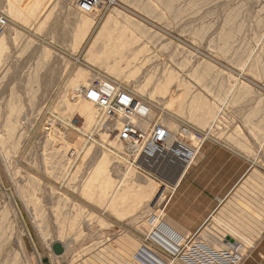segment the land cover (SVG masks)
Masks as SVG:
<instances>
[{"label": "rangeland", "instance_id": "rangeland-1", "mask_svg": "<svg viewBox=\"0 0 264 264\" xmlns=\"http://www.w3.org/2000/svg\"><path fill=\"white\" fill-rule=\"evenodd\" d=\"M96 1L0 0L7 19L0 33V264H44L43 258L48 264H226L229 259H220L226 247L212 240L225 231L220 222L237 225L244 203L252 212L257 208V222L264 220V0ZM91 11L95 24L79 44L74 36ZM107 18L104 35L121 33L124 44L108 54L118 57L100 64L109 33L95 36ZM111 63L120 66L119 76L109 70ZM76 69L89 73L91 84L106 81L131 96V121L143 137L122 139L123 117L101 115L91 100L93 119L85 123L88 113L69 101ZM80 97L79 107L87 102ZM207 109L213 113L203 123ZM109 117L116 121L108 132ZM165 119L173 124L166 126L171 140L149 146L147 134L165 126ZM173 142L181 145L178 150H172ZM102 152L106 160L98 164L127 201L117 195L119 202L110 203L111 186L84 188ZM186 172L177 194L192 185L198 194L189 196L193 202L178 195L167 204ZM164 178L177 179V186ZM172 219L198 224L181 227ZM164 221L178 232L172 238L158 226ZM253 223L248 230L240 227L253 241H239L244 249L235 264L249 256L261 235L248 233ZM55 242L63 248L60 254L52 250Z\"/></svg>", "mask_w": 264, "mask_h": 264}, {"label": "bare ground", "instance_id": "bare-ground-1", "mask_svg": "<svg viewBox=\"0 0 264 264\" xmlns=\"http://www.w3.org/2000/svg\"><path fill=\"white\" fill-rule=\"evenodd\" d=\"M11 1V0H10ZM17 1H19V0H17ZM21 2V1H20ZM28 2H29V0H28ZM15 3V2H14ZM26 3V2H25ZM31 3V2H30ZM27 4V3H26ZM35 4H37V3H35ZM34 4V5H35ZM18 5V4H17ZM16 5V6H17ZM20 6H18V8H19ZM35 8V7H34ZM100 8L99 7H97L96 8V13L98 12V10H99ZM15 10V9H14ZM27 10V9H26ZM95 11V10H94ZM12 12V11H11ZM14 12V11H13ZM12 12V13H13ZM23 12V11H22ZM33 12V11H32ZM93 11H91V12H89V13H87L86 15H85V17H83L82 19H81V26L79 27V30H78V32H77V34H75V35H77V36H74L75 37V40H76V37H77V43H81L82 42V40L85 38V36L88 34V32L90 31V29L94 26V24H95V20L94 19H90V14L92 13ZM15 13V12H14ZM24 13V12H23ZM34 13V12H33ZM108 13H110V12H108ZM16 15H15V17L17 16V12L15 13ZM26 14V13H25ZM98 14V13H97ZM34 15V14H33ZM117 15H118V12H117ZM119 15H120V13H119ZM20 16V15H19ZM28 16V15H27ZM127 16V15H126ZM118 17H120V16H118ZM122 18H124V17H122ZM21 19H22V17H21ZM120 19V18H119ZM128 18H126V20H127ZM23 20V19H22ZM104 20V19H103ZM113 20V19H112ZM25 21V20H24ZM125 21V20H124ZM128 21V20H127ZM127 21L125 22L126 24H127ZM22 22V21H21ZM106 22L108 23V18L107 19H105V22L103 23V24H101V26H100V28H99V30L97 31V35L95 36V38H98V36H101L102 34L104 35V28H107L108 26H106ZM116 23V25H118V23L117 22H115ZM113 24H114V22H113ZM30 25V24H29ZM119 25H120V22H119ZM7 25H5L4 27H6ZM106 26V27H105ZM123 26V25H122ZM122 26H120V27H122ZM3 27V28H4ZM118 27V26H117ZM119 27V29H121ZM2 28V29H3ZM114 28H116V26L114 27ZM123 28V27H122ZM127 28V27H126ZM29 29V28H28ZM109 29V28H108ZM107 29V30H108ZM112 29H113V27H112ZM111 29V30H112ZM117 29V28H116ZM115 29V30H116ZM119 29H117V30H119ZM114 30V31H115ZM122 30V29H121ZM120 30V31H121ZM125 30V29H124ZM123 30V31H124ZM128 30V29H127ZM131 30V29H130ZM126 31V30H125ZM129 31V30H128ZM128 31H127V33H128ZM2 32V30L0 31V33ZM117 32V31H116ZM119 32V31H118ZM117 32V33H118ZM109 33V34H108ZM108 33H106L105 32V35L106 34H108V35H106V37H104V38H106L105 40H106V43H105V41H104V43H105V45H104V48H102V53H101V51H100V56L102 55V59H100V61H101V63L100 64H102V63H105V62H103L105 59H106V61L108 62V60L110 59V58H112V54L113 53H111V55H109V57H108V54L110 53V52H113V50L114 51H116L115 50V47L116 48H118V45H119V47L122 45L123 46V42H122V44H121V42H120V40L122 41L123 39L121 38V39H119V41H118V37H120V36H122V34L120 33V36H113V34L115 33H113V32H108ZM117 33L115 34V35H117ZM123 33V32H122ZM129 33H130V31H129ZM119 34V33H118ZM124 34V36H125V38L127 37L126 35H125V33H123ZM104 35V36H105ZM131 35H132V33H131ZM88 37V36H87ZM103 37V36H102ZM123 37V36H122ZM128 37H129V35H128ZM131 38V37H130ZM98 39H100V38H98ZM117 39V40H116ZM127 39V38H126ZM102 40H104V39H102ZM129 40V39H128ZM132 40H133V36H132ZM85 41H86V39H85ZM118 41V42H117ZM124 41V40H123ZM95 42V41H94ZM98 42V41H97ZM101 42V41H100ZM76 43V44H77ZM102 43V42H101ZM119 43V44H118ZM92 44H93V42H92ZM95 44H97L96 42H95ZM121 44V45H120ZM75 45V44H74ZM100 45V44H99ZM78 45H76V47H77ZM101 46V45H100ZM125 46V45H124ZM89 47H91V46H89ZM94 48H95V46H94ZM122 48V47H121ZM110 49H112L111 51H110ZM90 50H91V48H90ZM117 50H121V49H117ZM122 50H124V49H122ZM88 51V50H87ZM91 52V51H90ZM99 52V51H98ZM98 52L96 53L95 51L93 52V53H95V55H97L98 54ZM117 52V51H116ZM93 53H91L92 55H93ZM73 54V53H72ZM88 54H90V53H88ZM87 54V55H88ZM114 54H115V52H114ZM119 54V53H118ZM92 55L90 56V57H92ZM95 55H93V56H95ZM120 55H121V52H120ZM124 55V54H123ZM250 56V55H249ZM89 57V58H90ZM96 57V56H95ZM108 57V58H107ZM114 57H118V55L116 56H114ZM112 58V59H115V58ZM97 58H98V56H97ZM101 58V57H100ZM103 58H105V59H103ZM92 59H94V57L92 58ZM91 59V60H92ZM96 59V58H95ZM94 59V60H95ZM99 59V58H98ZM248 59V58H247ZM97 60V59H96ZM95 60V61H96ZM117 60V59H116ZM250 60V59H249ZM99 61V62H100ZM89 62V61H88ZM92 62V61H91ZM107 62H106V65H107ZM90 63V62H89ZM98 63V62H97ZM115 63V62H114ZM118 63V62H117ZM93 64V63H92ZM112 64V63H111ZM95 65V64H94ZM105 67V66H104ZM119 68H120V66H118L117 67V65L116 64H112L111 65V67L109 68V70L112 72V73H115V75H117V76H119V74H120V72H121V70H119ZM76 72H77V77L75 78V79H71L70 80V84L69 85H71V88H70V94H69V101L71 102V100L73 101L74 100V102H73V104H74V106H78V112H81V113H84V114H86V112L88 113V115H86V117L84 118L85 119V123L87 124L90 120L89 119H93V116L91 117V113H92V110H89L90 109V103L88 102V99H86L85 98V100H87V102L84 104V105H82V106H80L79 107V105L77 104L76 105V103L78 102L77 100H79V99H81V93H80V90L81 89H83V88H85V91L87 92L88 91V89L89 88H91L92 87V85H91V79H92V76L89 74V73H87V72H85V71H83V70H80V69H76ZM106 72V71H105ZM108 75V74H107ZM109 76H110V74H109ZM115 77V76H114ZM98 79V78H97ZM116 79V78H115ZM97 83H100L99 84V86L98 87H96L97 88V90H98V92H103L102 94H104V92L106 91V90H108V89H110V91H109V93H111L112 91H113V88L112 87H110V85H109V83L108 82H106V81H103V82H97ZM87 84H89V85H87ZM93 88V87H92ZM112 90V91H111ZM157 91V90H156ZM109 93H107V94H109ZM158 94V93H157ZM125 96H128L127 94H125ZM72 103V102H71ZM176 104V103H175ZM68 105V104H67ZM202 105V104H201ZM131 106H129V109H131L130 108ZM177 108H179V107H177ZM192 109V108H191ZM177 110V109H176ZM131 112H132V115H131V113H128L129 114V117L127 118V117H123L124 115H123V113H119V115L118 116H122L123 117V122H122V127H121V129L125 126V124L129 121L130 123H131V127L133 128V130H135V125H134V123H133V121H131V118H132V116H133V111H132V109H131ZM181 112V111H180ZM197 112V111H196ZM194 113V115L195 114H197V113ZM13 113V112H12ZM125 113V112H124ZM213 113V111H212V109H207L206 110V113H203V116H204V114H205V116H204V120H203V118H202V120H203V123H204V121L207 123V120H209V118H210V116H211V114ZM202 116V117H203ZM91 117V118H90ZM194 117V116H193ZM196 117V116H195ZM161 118V117H160ZM159 118V119H160ZM158 119V120H159ZM195 119H198V118H195ZM112 120H114V121H116V119H112V118H110L109 117V121L111 122L110 124H109V127H107V131L109 132V131H111V128L114 126V123L115 122H113ZM199 120V119H198ZM201 120V119H200ZM197 121V120H196ZM198 123H200V122H198ZM5 124V123H4ZM201 124V123H200ZM111 125V126H110ZM165 126H162V124L160 125L161 126V128L162 129H164L165 131H166V135L163 137V140L164 141H167V140H171V134H172V132L173 131H169V129H171V127H173V124H171V122H169L167 119H165V124H164ZM169 128H167V127ZM2 127V126H1ZM115 127V126H114ZM14 128H15V126H14ZM18 128V127H17ZM20 129H21V127H20ZM173 129V128H172ZM203 130V129H202ZM7 131H8V129H7ZM9 131L11 132V128H9ZM13 133V132H12ZM8 134V133H7ZM11 134V133H10ZM13 135V134H12ZM184 136H185V134H184ZM186 136H187V134H186ZM134 137H131V138H128V139H133ZM12 142V141H11ZM108 144V143H107ZM109 144H110V141H109ZM113 144V143H112ZM112 144H110L109 146H111ZM13 145V144H12ZM182 145H183V143H182ZM11 146V145H10ZM70 146V145H69ZM180 144H178L177 143V145L176 144H174V142L172 143V150L174 149V150H178L179 148H180ZM113 147V146H112ZM69 148V147H68ZM69 150V149H68ZM72 153V152H71ZM177 154V153H176ZM173 158V157H172ZM82 160V159H81ZM94 160H96V166H95V168L93 167V171H92V174L89 176V177H86L85 178V182H83V184H84V188H88V187H90V186H95L96 188H99L100 186L101 187H104V186H108L109 187V189H110V186L112 187L111 189V191H110V194H109V198L107 199L110 203H112V201L114 200V197H116L117 195L119 196V192H118V194H117V190L115 189V183H113V185H111L112 183H110L111 181H112V176H107L106 177V173H105V170L103 169V167L101 166V164L103 163V162H105V160H106V157H105V155H104V153L102 152V153H100V156H98V157H96L95 159H93V161ZM99 160V161H98ZM85 162V161H84ZM101 162V164H98V163H100ZM192 163V162H191ZM91 165V164H90ZM80 166V165H79ZM92 166H94V165H92ZM190 165H188V167H189ZM82 167V166H81ZM87 168V167H86ZM91 168V167H90ZM150 168V167H149ZM88 169V168H87ZM89 170V169H88ZM127 173H132V174H134V172L133 171H131V169H129L128 167H127ZM79 171V170H78ZM80 172V171H79ZM86 172H88L89 173V171H86ZM254 171H253V169H252V172L251 173H253ZM82 173V172H81ZM111 173V172H110ZM255 173V172H254ZM258 173V172H257ZM85 174V173H84ZM113 174V173H112ZM88 175V174H87ZM110 175V174H109ZM117 176V175H116ZM248 176V175H247ZM249 176H250V174H249ZM255 176V175H254ZM118 177V176H117ZM136 177V176H135ZM157 177V176H156ZM155 177V178H156ZM251 178H252V176H250ZM250 177H247V178H250ZM140 178V177H139ZM255 179H259V178H257L256 176L254 177ZM262 178V177H261ZM81 179V178H80ZM111 179V180H110ZM118 179V178H117ZM136 179H138V177L136 178ZM141 179V178H140ZM263 179V178H262ZM104 180L106 181V182H104ZM159 180V179H158ZM261 180V179H260ZM260 180H259V182H260ZM115 181V180H114ZM113 181V182H114ZM248 181H249V179H248ZM251 181H252V179H251ZM158 182V181H157ZM254 182V181H253ZM262 183H263V181H261ZM255 183H257V182H255ZM159 184V183H158ZM258 184V183H257ZM260 184V183H259ZM150 185H154L152 182H151V180H150ZM243 185V184H242ZM245 185V184H244ZM253 185H254V183H253ZM263 185V184H262ZM0 186H2V184H1V181H0ZM75 186V185H74ZM256 187V186H255ZM258 187V186H257ZM261 187V186H260ZM259 187V188H260ZM262 187H264V186H262ZM83 188V189H84ZM247 189V188H246ZM261 189V188H260ZM87 190V189H86ZM92 190V189H91ZM96 190H98V189H96ZM99 190H100V188H99ZM98 190V191H99ZM236 191H240V189H235ZM233 191V192H236V191ZM92 191H94V190H92ZM104 191V190H103ZM142 191V190H141ZM141 191H140V193H141ZM254 191V190H253ZM109 192V191H108ZM147 193L148 192V190L147 191H143V193H142V195L144 194V193ZM93 193V192H92ZM91 193V194H92ZM100 193H101V191H100ZM220 193V192H219ZM236 193H238V192H236ZM246 193V192H245ZM256 193V192H255ZM89 194V193H88ZM122 194V193H121ZM120 194V195H121ZM127 194V193H126ZM238 194H240V193H238ZM238 194H236V195H238ZM232 195H234L233 193H232ZM245 195H247V194H245ZM249 195V194H248ZM247 195V196H248ZM250 195L253 197V195H254V193H253V195H252V192L250 193ZM99 196V195H98ZM122 196V195H121ZM121 196H119V197H121ZM124 197H121V198H124L125 200H126V195L124 194L123 195ZM221 196V195H220ZM239 196V195H238ZM241 196H242V194H241ZM126 197V198H125ZM232 196L230 195V200L232 199L231 198ZM256 197V196H255ZM255 197H254V199H255ZM217 198V197H216ZM238 198V197H237ZM240 198V197H239ZM250 198V197H249ZM263 198V197H262ZM91 199V198H90ZM119 199V198H118ZM217 199H219L220 200V198H217ZM216 199V200H217ZM233 199H234V197H233ZM242 199V198H241ZM244 199V198H243ZM253 199V198H252ZM251 199V200H252ZM253 199V200H254ZM256 199H259V198H256ZM261 199V198H260ZM259 199V200H260ZM100 200H102V199H100ZM100 200H98V201H100ZM116 200V199H115ZM114 200V201H115ZM123 200V199H122ZM124 200V201H125ZM127 200H128V198H127ZM126 200V201H127ZM240 200V199H239ZM246 200V199H245ZM264 200V199H263ZM136 201V200H135ZM237 201V200H236ZM247 201H250V200H247ZM102 202V201H101ZM106 201H104V202H102L103 204L105 203ZM116 202H119V200H116L115 201V203ZM227 202H229V201H227ZM237 202H239V201H237ZM242 202H244V201H242ZM253 202V207H255L254 206V201H252ZM255 202H256V200H255ZM259 202V201H258ZM260 202H262L261 200H260ZM264 202V201H263ZM230 203V202H229ZM228 203V205H233L232 203H230L229 204ZM93 204V203H92ZM107 204V206H108V202L106 203ZM236 204H238V203H236ZM245 204V206H242V204H239V207L240 208H238L239 210H240V213H239V215H238V218H237V220H236V222H235V224H237V225H233V224H230V223H232V222H229V224H225V223H222V222H220V227H222V228H224V230L225 231H223V233H222V235H221V237L220 238H218L219 239V241H217V239L216 238H212V240L214 241V243L216 242V244H219L220 246H223L224 248L226 247V250L228 249L229 250V252H230V255L231 256H235V259L236 258H238V259H240V257L242 256V252H243V247H242V243L243 242H245L246 243V245H249V246H251L252 244H251V241H253V240H251L252 238H250L249 239V237H251V236H245V233H243L242 232V230H245V229H240V227L241 226H243L244 228L245 227H247L246 228V230H248V226L247 225H249L250 224V222H255V223H253V227L252 228H250V230L248 231V233L251 231V229L254 231V233L256 234V236L257 235H259L260 233H261V231L263 230V228H264V220L263 221H261V223H259V222H257V219L259 218H256L257 216H259V214H255V212H257L258 210H257V208H256V210L255 211H253L252 212V210L254 209V208H252V210L251 209H249V208H245L246 207V203H244ZM243 204V205H244ZM248 204H250V203H248ZM257 204V203H256ZM263 204V203H262ZM118 205V204H117ZM224 205V204H223ZM226 205H227V203H226ZM227 205V206H228ZM235 205V204H234ZM251 205V204H250ZM106 206V205H105ZM104 206V207H105ZM115 206V207H114ZM125 206V205H124ZM238 206V205H237ZM249 206V205H248ZM258 206H259V204H258ZM263 206V205H262ZM110 207H112V206H110ZM113 207H114V209L115 208H117L116 207V205H113ZM122 207V206H121ZM234 207V206H233ZM261 207V206H260ZM134 208V207H133ZM222 209V208H221ZM220 209V210H221ZM248 209V210H247ZM117 210H119L118 208H117ZM239 210H238V212H239ZM261 210V209H260ZM53 211H54V209H53ZM81 211V210H80ZM229 211V210H228ZM116 212V211H115ZM160 212V211H159ZM223 212V211H222ZM238 212H237V214H238ZM55 213H57V212H55ZM127 213V212H126ZM227 214V213H226ZM235 214V213H234ZM59 215V214H58ZM56 216V215H55ZM217 216V215H216ZM242 216V217H241ZM263 216V215H262ZM59 217V216H58ZM160 217V216H159ZM249 217L251 218V219H249ZM71 218H73V217H71ZM76 218V217H75ZM78 218V217H77ZM218 217H216L215 219L216 220H218L217 219ZM252 218H254V220L252 219ZM79 219V218H78ZM156 219V220H155ZM155 219H153L154 220V223L155 222H157V220H158V218H156L155 217ZM256 219V220H255ZM260 219V218H259ZM262 219V218H261ZM69 220H71V219H68V221ZM72 220H74V219H72ZM166 220V219H165ZM173 220V219H172ZM90 221V220H89ZM218 221H220V220H218ZM259 221V220H258ZM64 222V221H63ZM70 222H72V221H70ZM79 222V221H78ZM244 222V223H243ZM73 223V222H72ZM75 223V222H74ZM77 223V222H76ZM75 223V224H76ZM85 223V222H84ZM210 223V222H209ZM216 223V222H215ZM256 223H258L257 224V226L255 225ZM60 224H61V222H60ZM59 224V225H60ZM67 225L69 224L68 222L66 223ZM71 224V223H70ZM75 224H74V226L73 227H76L75 226ZM218 225H219V223H217ZM217 224H215L216 226H217ZM252 224V223H251ZM67 225L65 226V227H67ZM84 225V224H83ZM150 225V224H149ZM257 227V228H255V226ZM57 226V225H56ZM71 226V225H70ZM153 226H155V224L153 225ZM159 227H160V229H161V232H163L166 236H167V238H172L173 236H175L174 235V233L172 232V231H175V232H177V230H175V228L173 227V225H171V224H169V223H167V222H161L159 225H158ZM250 226V225H249ZM62 228L64 227V225L63 226H61ZM64 227V228H65ZM72 226L70 227L71 229H73L74 230V228H73ZM79 227V226H78ZM58 228V227H57ZM69 228V231L71 230ZM154 228V227H153ZM67 229H68V227H67ZM79 228H77V230H78ZM134 229V228H133ZM221 229V228H220ZM61 231V230H60ZM75 231H76V229H75ZM79 231H81V230H79ZM151 231V230H150ZM214 232H217L216 230H213ZM63 232V231H62ZM71 232H72V230H71ZM147 232V231H146ZM187 232V231H186ZM185 232V233H186ZM245 232V231H244ZM60 233V232H59ZM64 233V232H63ZM62 233V234H63ZM68 233H70V232H68ZM77 233V232H76ZM79 233H81V232H78L77 234H79ZM149 233V232H148ZM178 233V232H177ZM190 233V232H189ZM185 234V237H183L184 239H187V238H189V235L190 234ZM204 233V232H203ZM208 233V232H207ZM213 233V232H212ZM259 233V234H258ZM218 234V233H217ZM68 235V234H67ZM69 236H70V234H69ZM230 237L232 240H234L235 241V243H234V245H232L231 247L230 246H226V244L223 242V238L224 237ZM160 237V236H159ZM73 239H74V235H73ZM76 239V238H75ZM182 239V238H181ZM253 239H255V238H253ZM160 240H161V238H160ZM171 240H173V241H175V239L173 238V239H171ZM239 241H242V243L241 242H239ZM180 242V241H179ZM59 243V242H58ZM224 243V244H223ZM60 244V243H59ZM129 244V243H128ZM122 245V244H121ZM141 245V244H140ZM235 245H236V248H235ZM244 245V244H243ZM75 246V245H74ZM184 246V245H183ZM52 247V246H51ZM125 247V246H124ZM127 247H129L128 245H127ZM144 247V246H143ZM232 247H234V250H236L235 252H233V250H232ZM132 248V247H131ZM131 248H130V250H131ZM138 248V247H137ZM146 248V247H145ZM86 249V248H85ZM84 249V250H85ZM89 249V248H88ZM88 249H86V250H88ZM147 249V248H146ZM80 250V249H79ZM85 250V251H86ZM219 250V249H218ZM123 251H125V250H123ZM126 251H127V249H126ZM132 252H133V250H131ZM88 252V251H87ZM119 252V251H118ZM135 252V251H134ZM83 253V252H82ZM128 253V252H127ZM129 253H130V251H129ZM71 254V253H70ZM85 254V253H84ZM87 254V253H86ZM125 254V253H124ZM122 255V254H121ZM83 256V255H82ZM207 256V255H206ZM80 257V256H79ZM126 258V257H125ZM128 258V260H130L129 258L130 257H127ZM126 258V259H127ZM158 258V257H157ZM74 260V259H73ZM77 260V259H76ZM75 260V261H76ZM87 260V259H86ZM127 260V261H128ZM132 260V259H131ZM161 260V259H160ZM133 261V260H132ZM131 261V262H132ZM135 261V260H134ZM165 261V260H164ZM232 261V260H231ZM73 262V261H72ZM156 262V261H155ZM233 262V261H232ZM126 263V262H125ZM128 263V262H127ZM126 263V264H127ZM129 263H130V261H129ZM128 263V264H129ZM135 263V262H134ZM234 264L236 263V260H235V262H233ZM131 264V263H130ZM158 264V263H157Z\"/></svg>", "mask_w": 264, "mask_h": 264}, {"label": "built area", "instance_id": "built-area-1", "mask_svg": "<svg viewBox=\"0 0 264 264\" xmlns=\"http://www.w3.org/2000/svg\"><path fill=\"white\" fill-rule=\"evenodd\" d=\"M93 2H97L96 0H92ZM7 25V19L5 18V16H3L2 14H0V31L2 30V28ZM92 87L88 89V91L86 92L85 91V88L84 90H82V92H80L84 98L88 99V100H91L97 104H99L101 107V115L102 114H107V116H110V117H117L119 115V113H123V117H129V114L128 113H131L132 115V112H131V109H129V106L132 102V98L131 96L124 92V91H114V92H111L109 94L105 93V94H101L100 92H98L97 88L99 86V83L97 84H91ZM80 90V91H81ZM125 94H127L128 96H125ZM125 112V113H124ZM166 131L164 129L161 128L160 124H158L156 127H153L149 133L147 134L146 136V142H148V145L151 146V142L152 140L154 141V143H161L163 137L166 135ZM118 135L122 138V139H128V138H131V137H134L136 138L137 140L140 138V137H143L141 134H137L136 133V130H133V128L131 127V123L128 121L125 126L120 129ZM153 143V142H152ZM151 148V147H150ZM180 167V166H179ZM173 168L177 169L176 167L173 166ZM178 170V169H177ZM180 172V171H179ZM179 172H177L176 174V177L178 178V175H179ZM158 174V172H156ZM155 174V175H157ZM159 175V174H158ZM160 176V175H159ZM165 179V178H164ZM166 183H170L171 185L175 184V187L177 186V179L174 181V179L172 178H168V179H165ZM170 189V188H169ZM168 192H171L168 191ZM166 193L167 196L169 197V193ZM166 197V196H165ZM236 250H233V252H235ZM222 252V250H221ZM220 252V253H221ZM222 255H225L224 257H222L220 255V259L223 260V258H227L229 259V261H227L226 264H234L233 262H236L239 260L238 258L235 259V256H231L230 255V252L229 250H225V252H222ZM231 260H233V262H231ZM224 261V260H223Z\"/></svg>", "mask_w": 264, "mask_h": 264}, {"label": "crops", "instance_id": "crops-1", "mask_svg": "<svg viewBox=\"0 0 264 264\" xmlns=\"http://www.w3.org/2000/svg\"><path fill=\"white\" fill-rule=\"evenodd\" d=\"M178 129H181V128L179 127ZM187 172H188V171H187ZM187 172H186V173L184 174V176L182 177V180L180 181L179 185L177 186V189H175V191L173 192V194H172L170 200L167 202V204H168L169 202H171L172 199L175 198V196H176L175 200H177V198H179L178 195H184V196H187V197H186V202H193V200H192L189 196H191V195H195V194H198V190H199V189L196 188L195 185L182 187L183 192H182V193L179 192V193L177 194L178 189H179V187L181 186V184L183 183V180H184L185 175L187 174ZM198 175H200V174H198ZM182 189H181V190H182ZM175 192H176V193H175ZM174 194H175V195H174ZM176 194H177V195H176ZM173 200H174V199H173ZM175 200H174V201H175ZM193 215H194L195 220H196V219H198V220L201 219L200 212H196V211H194V214H193ZM173 222L175 223V225H177V226H181V227H191V226H196V225L198 224V223H197V224H196V223L192 224V223H189V221H184L183 219L180 220L181 223L175 221L174 219H173ZM193 222H194V221H193ZM259 254H260V256H261V259L258 258ZM240 264H264V229H263V231L261 232V235L259 236L257 242H255V244H254L253 247L251 248V252H250L249 256H248V257H247L242 263H240Z\"/></svg>", "mask_w": 264, "mask_h": 264}, {"label": "water", "instance_id": "water-1", "mask_svg": "<svg viewBox=\"0 0 264 264\" xmlns=\"http://www.w3.org/2000/svg\"><path fill=\"white\" fill-rule=\"evenodd\" d=\"M224 243H227V245L231 247L233 240L227 236L224 240ZM52 250L54 251L55 254H60L63 251V248L61 244H59L58 242H55L54 244H52ZM42 261L44 264H48L47 258H43Z\"/></svg>", "mask_w": 264, "mask_h": 264}]
</instances>
